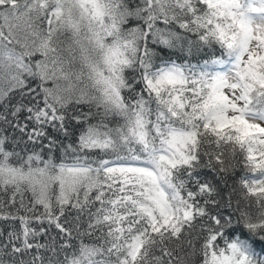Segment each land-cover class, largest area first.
Masks as SVG:
<instances>
[{"label": "snow or ice", "instance_id": "snow-or-ice-1", "mask_svg": "<svg viewBox=\"0 0 264 264\" xmlns=\"http://www.w3.org/2000/svg\"><path fill=\"white\" fill-rule=\"evenodd\" d=\"M0 264H264V0H0Z\"/></svg>", "mask_w": 264, "mask_h": 264}]
</instances>
